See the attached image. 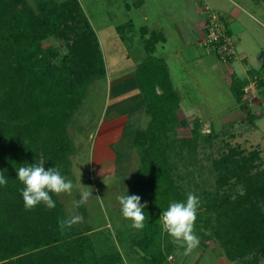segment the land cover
<instances>
[{"label": "trees", "instance_id": "1", "mask_svg": "<svg viewBox=\"0 0 264 264\" xmlns=\"http://www.w3.org/2000/svg\"><path fill=\"white\" fill-rule=\"evenodd\" d=\"M37 8L35 12L26 0H0V171L7 179L0 186V264H125L115 248L96 253V234L61 230L58 220L64 217L55 194L50 193L54 208L43 203L24 207L17 169L43 162L45 169L58 167L61 175L68 170L73 145L67 126L87 84L106 72L99 40L78 0H41ZM124 24L130 26L132 20ZM152 32L148 43L143 40L146 54L134 70L150 121L136 134L138 171L124 195H138L146 205L145 226L132 238L133 250L149 264H172L167 256L174 243L161 214L171 202L186 201L193 193L177 181L174 160L192 158L200 139L209 140L213 133L202 138L195 121L189 136H175L178 99L166 62L153 53L155 39H164L163 33ZM47 37H62L65 52L60 55L57 45L43 47ZM204 45L216 56L211 44ZM248 73L264 87L260 68L249 67ZM246 81L232 76L230 86L241 110L250 113L243 99ZM257 157L256 150L229 149L215 159L214 190L199 197L195 222L209 228L205 235L204 228L195 226L200 242L205 236L217 238L226 257L240 264L264 259V165ZM231 178L243 186L241 192L232 191Z\"/></svg>", "mask_w": 264, "mask_h": 264}, {"label": "rangeland", "instance_id": "2", "mask_svg": "<svg viewBox=\"0 0 264 264\" xmlns=\"http://www.w3.org/2000/svg\"><path fill=\"white\" fill-rule=\"evenodd\" d=\"M26 2L35 12L39 11L37 7L41 0ZM78 2L99 40L106 72L87 84L84 96L67 126L73 151L68 156V170L62 175L66 180L72 181L73 188L70 194H55V199L64 219L74 215L83 218L82 222L70 228L72 231L96 234L94 248L97 254L115 248L123 254L125 264H149L133 250L132 238L138 232L131 226L132 221L123 217L117 197L124 195L137 174L139 154L136 144L139 138L136 134L148 125L150 117L144 105L140 106V110L129 111L123 105L109 101L111 107L107 110L109 95L121 91L123 85L128 87L125 92L141 93L135 75L127 78L128 81H120L118 85H113V81L107 79L127 73L131 66H138L146 54L143 40L148 43L152 31H157V18L165 19L164 26L168 29L169 38L163 51L170 52L166 59L179 106L176 112L178 123L175 125V136H189L195 121L199 123L198 131L202 138L207 133H213L209 140L200 139L192 158L174 160L173 174L187 192L191 190L200 198L208 197L205 190L213 191L215 185L217 168L214 167V161L229 149L242 150L243 153L256 150V161L260 166L264 165V87L258 85L255 79H247L244 83L243 99L250 104V113L244 112L237 104L230 86L234 76L230 69H235L237 63L230 66L229 62L224 63L213 54L212 62L192 60L197 56V51L201 57L204 49L195 42L198 37L192 31V3L195 7L202 3L200 8H203L205 18L208 14H230L237 5L246 6L247 10L241 9L237 19L244 28L234 33L241 45L236 40L235 55L242 49V44H245L250 54L255 57L251 62L260 67L264 65V0ZM127 19L132 20V25H122ZM176 23L183 26L178 29L181 33L177 32V38L173 40ZM142 27L146 29L141 34ZM155 40L156 43L163 39ZM64 43L62 37H47L42 40L41 45H57L61 55L66 50ZM178 45L183 47H177ZM260 69L264 73V69ZM237 73H240L239 77L244 74L242 69ZM108 81L112 86H109ZM116 99L117 96L113 98ZM258 113L260 115L253 116ZM231 182H235L232 184L233 192L243 190V186L235 178H231ZM86 190H91L92 195L84 205L75 207L74 201L79 200L81 193ZM199 209H203V206ZM200 212L204 216L203 211ZM196 225L201 230L204 228L203 223L198 221L194 225L195 234L201 237L196 231ZM203 231L206 235L209 228H204ZM202 241L205 242H200L190 255H184V248L173 241L174 247L167 259L172 264H220L219 256L225 254L217 238L205 236ZM258 264H264V259Z\"/></svg>", "mask_w": 264, "mask_h": 264}, {"label": "clouds", "instance_id": "3", "mask_svg": "<svg viewBox=\"0 0 264 264\" xmlns=\"http://www.w3.org/2000/svg\"><path fill=\"white\" fill-rule=\"evenodd\" d=\"M17 179L24 185L21 195L26 210L35 208L43 203L47 208L55 207V201L50 193L59 195L71 193L73 184L66 180L58 167L45 169L43 162L28 164L17 169ZM7 179L3 171H0V186L6 185ZM92 195L91 190L83 191L80 199L74 201V206L79 208L84 205ZM121 212L124 218L132 221V227L140 230L145 226V204H141L138 195H120L117 197ZM200 205V198L194 193H188L186 201L171 202L168 208L162 212V225L174 242L184 248V255H190L199 244L200 239L195 234L194 225L197 219V210ZM79 215L71 216L68 219L58 220L61 230L71 228L74 224L82 222Z\"/></svg>", "mask_w": 264, "mask_h": 264}, {"label": "crops", "instance_id": "4", "mask_svg": "<svg viewBox=\"0 0 264 264\" xmlns=\"http://www.w3.org/2000/svg\"><path fill=\"white\" fill-rule=\"evenodd\" d=\"M194 5L195 4L192 3V11L190 12L193 15V21L191 22V24H192L191 27L193 28L192 31L195 32V34L198 37L195 40V42L198 43V45H201L204 49H203V52L201 53V57H200V53L197 51V56H196L197 59L195 57V59H192V60L195 61V60H198V59H202L205 62H212V60H214L212 58V54L213 53L209 49L208 46L204 45V40H203V37H204V26H205L206 18L204 16L203 8H200V7H202V3L198 4L199 5L198 7H195ZM241 9H246L247 10L246 6L237 5L231 10L230 14L226 15L225 13H223V14H225V16L228 17L227 18L228 21H229L228 24L231 27L233 33H235L236 31H239L242 27L244 28V26L241 25L239 23V21L237 20L240 17L239 15H240V10ZM180 18H181V16H180ZM155 22H156L155 24L157 25L156 29L162 31L164 39L161 40V41L157 40V42L155 43V47H154L153 53H155L156 56H160V57H162L164 59V61L166 62V65L168 67V71L170 72V70H169L170 68L168 66V62H167V59H166V55H168L170 52L163 51V49L166 46V42H168V38H169L168 29H166L165 26H164V24H166V22H165V19L164 20H160V18H157V20ZM171 22L175 23V21H171ZM182 26H183V24L179 25V24L176 23V27H174V29L176 30V35H175L174 38H172L173 40H175L177 38V35H178L177 32H180L178 29H182ZM234 35H235V38H236V40H237V42L239 44V40L236 37V34H234ZM157 44H159V45H157ZM181 46L182 45H178L177 47H181ZM183 46H184V44H183ZM254 59H255V57L250 54V51L246 48V45L242 44V49L240 51H238V54H237L236 58L233 59L231 62H229L230 66L234 62L237 63L236 66H234L235 69H230V70L232 71L234 76L237 77V78L245 79V80L250 78V80H252L253 78L248 73V68L249 67L264 69V65H261L259 67L256 64L252 63L251 61L254 60ZM197 69H200V68H197ZM239 69H242V73L244 72V74H242V76H240V77H239L240 73H237V71ZM134 70H135V65L131 66V68L128 69L127 73H122L121 75H119V76H117L115 78H110V77L108 78L107 77L108 78L107 80H112L113 81V83H112L113 85L114 84L118 85L120 83V81H123V80L126 81L127 78L133 76L134 75ZM169 75H170V73H169ZM170 78H171V81L173 82V79H172L171 76H170ZM117 81H119V82H117ZM108 83H109V81H108ZM110 83H109V86H112V84H110ZM127 88H126V85H123V88L121 89V91H118V92L115 91L113 94H110L109 98H108L109 99L108 100V104L110 103L109 101H114V102H117V103L123 105L129 111L132 110V109H139L140 110L141 107H143V105H144L142 94L140 92H138L136 94H131V92H125ZM136 90L134 92H137ZM132 95H135V97L132 98L133 97ZM116 96H117V99L113 100V98L116 97ZM110 107H111V105L109 104L106 109L108 110ZM190 109H192V108H190ZM219 257H220L219 260H221V262L223 264H228V263L232 264L231 263L232 261H230L226 257V255H222V256H219ZM221 262H220V264H221Z\"/></svg>", "mask_w": 264, "mask_h": 264}, {"label": "built area", "instance_id": "5", "mask_svg": "<svg viewBox=\"0 0 264 264\" xmlns=\"http://www.w3.org/2000/svg\"><path fill=\"white\" fill-rule=\"evenodd\" d=\"M225 15L208 14L204 42L211 44L218 59L224 63L230 62L236 55V38L229 26L224 24ZM228 27V28H227Z\"/></svg>", "mask_w": 264, "mask_h": 264}]
</instances>
